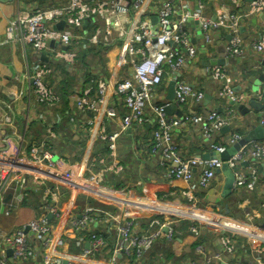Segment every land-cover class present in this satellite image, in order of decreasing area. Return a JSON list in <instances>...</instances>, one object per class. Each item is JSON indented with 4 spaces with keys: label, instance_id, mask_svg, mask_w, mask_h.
Wrapping results in <instances>:
<instances>
[{
    "label": "built area",
    "instance_id": "obj_1",
    "mask_svg": "<svg viewBox=\"0 0 264 264\" xmlns=\"http://www.w3.org/2000/svg\"><path fill=\"white\" fill-rule=\"evenodd\" d=\"M224 1L228 5L215 17L204 13L206 0H195L194 4L191 0H162L151 10L144 8V0H67L61 6L20 11L11 20L10 36L14 34L16 39L44 54L49 51L55 61L68 65L80 63L82 51L90 48L103 57L115 46L122 50L117 56L116 82L90 73L85 76L81 92L70 98V106L89 114L90 130L105 105V118L95 131L105 149L92 155L86 164L76 168L59 150V132L53 126L46 127L39 141L30 142L25 157L21 150L10 151L13 139L20 136L15 129L9 132L4 128L13 127V114L8 111L0 116V129L7 134L3 141L8 144L0 148V216L23 206L22 199L16 198L13 204L5 200V195L18 188L22 198L27 194L29 181L40 186L43 203L32 218L0 235V264H66L65 260L67 264H91L90 259L98 258L106 264H147V252L157 240L173 241L183 230L197 240L213 236L222 249L212 252L208 246L200 245L198 251L206 256L204 262L182 258L180 264H264V177L258 165L264 162V140L244 143L226 160L203 157L212 150L222 154L243 139L245 134L234 130L225 142L213 140L215 132L233 126L237 106L250 95L235 88L228 64H208L206 67L219 82L217 97L224 101L223 111L194 109L177 115L168 114L165 109L170 104L167 94L172 80L176 81L173 102L181 110L186 105L200 104L206 97L203 88L184 75V69L198 58L191 20L202 31L206 47L213 45L216 32L231 36L225 48L227 59L241 62L250 52L240 27L246 19L264 13V0ZM86 20L92 21L88 31L84 26ZM251 48L264 54V29L252 39ZM53 66L51 61H42L27 71L33 79L32 91L37 102L46 106H58L62 101V95L47 80ZM113 85L122 98V111L108 100ZM256 94L263 97L264 86ZM68 112L73 119L71 108ZM118 119L120 126L112 128L109 122ZM146 124H151L152 130L144 142L165 168L166 181L174 186V181L181 179L185 185L173 188L168 195L121 197L116 193V184L126 163L119 149L120 138ZM259 125L264 127V109ZM186 128H199L209 146L199 153L184 152L176 135ZM225 161L235 173L233 193L246 192L236 202L241 218L226 203L201 202L200 191L211 190L220 174L217 169ZM68 195L74 201L83 195L96 201L115 198L126 201L124 205L131 202L135 208L124 210L134 213L125 220L123 212L103 213L100 205L87 204L77 212L74 208L67 219L69 230L56 237L54 228L64 214V199ZM169 201L174 203L169 205ZM105 214L108 233L94 227ZM142 218L148 226L138 232ZM9 248L13 250L14 262L7 253ZM71 254L87 262L76 261V257H69ZM161 260L164 261L162 257Z\"/></svg>",
    "mask_w": 264,
    "mask_h": 264
},
{
    "label": "crops",
    "instance_id": "obj_2",
    "mask_svg": "<svg viewBox=\"0 0 264 264\" xmlns=\"http://www.w3.org/2000/svg\"><path fill=\"white\" fill-rule=\"evenodd\" d=\"M191 1L193 4L195 3V0ZM244 1L248 2V0ZM161 2L162 0H144V8L151 10L161 4ZM65 4H67V0H0V116L8 111L10 114H13V127L8 125L4 128L9 132L12 128L15 129L21 138L17 137L13 139L9 147L10 151H15L16 149L18 151L21 150L22 156L25 157L30 142L39 141L44 136L46 127L53 126L59 132V150L69 157L75 164L74 166L78 168L86 164L92 155L105 149V144L95 134L98 124L105 118V105L101 106L97 122L94 124L93 129L90 130V126L87 123L89 114L82 113L74 108V106H70V98H72L73 94L81 92V89L85 85V76L90 73L103 75L109 80L113 79L116 82L115 75L119 71L117 67V56L120 54L122 47L115 46L111 48L105 57L101 56L102 54L100 52H94L95 49L93 51V48L83 50L80 63L72 66L61 61H55L51 58L49 51L45 55L44 52L35 50L30 45L24 44L22 41L16 39L14 34L9 35L10 22L20 11L32 10L37 7H55ZM224 5H228L224 0H206L204 13L208 16L215 17L222 11ZM87 27L85 28L86 31L89 29ZM190 28L193 40L198 45V58L195 63L187 69H184V75L196 86L202 87L206 92V97L200 104L184 106L182 108L183 112L194 109L208 112L214 108L223 111L224 101L217 97L219 82L212 76L211 71L206 65L228 64L227 66L235 88L238 91L248 93L250 96L245 99L244 103L237 106V114L233 126L215 132L213 140L216 142H225L228 140L229 133L234 130L246 134L254 126L259 125L261 112V110L256 111L251 107V100L264 101V96L260 97L256 94L264 86V54H258L251 48L252 39L258 36L264 29V13L258 16H252L241 24L240 31L244 43L250 48V52L241 62L225 57L226 42L228 41L229 34L216 32L214 34L213 45L206 47L199 27L191 23ZM48 54L50 58H47ZM42 61H51L54 65L53 71L47 76V80L62 95V101L58 106L39 104L32 91L33 79L28 76L27 71L32 65ZM257 63L260 64L256 68L254 66ZM113 81L111 80L112 83ZM207 95L211 97L207 98ZM108 100H111L113 104L117 105L120 111L124 109L122 107V98L116 94L114 85L111 87ZM241 105H244V107L240 108ZM70 108L73 112L72 115H74L73 119L68 112ZM246 108L249 109L246 111ZM120 121L119 119L116 121L112 120L109 124L112 128H115L120 126ZM151 130V124H146L132 132L124 133L120 138L121 143L119 142V149L121 155L123 156L124 154L121 151L123 148L125 155L129 152V154H134V157L140 158L139 166L134 169V172L131 167L128 168L127 163L129 159L125 156L126 169L120 177L123 183L122 186L117 187L118 191H116L117 195L121 197L135 199L138 194L147 197L168 195L170 191L174 190L173 188H179L185 185L181 179L175 180L174 186H171L166 181L165 168L160 164L158 156L153 155L144 142V140L150 137ZM176 139L183 151L189 154L199 153L209 146L208 142L204 140L199 128L178 130ZM126 142H130L132 148ZM258 165L264 177V162L258 163ZM223 183L224 175L221 173L217 174L211 190L200 191L201 202L226 203L228 209L237 218H241V211L236 206V202L238 198L245 197L246 192H234L224 198L222 196ZM28 184L27 194L23 195L22 198L19 195L21 190H18V188L10 189V192L5 195V200L11 201L13 204H16L14 202L16 198L18 200L19 198L22 199L21 204L23 206L12 210L8 215L1 213L0 235L12 231L18 223L29 220L36 212H40L42 209L43 203L40 186L34 185L31 181ZM91 199L89 196L83 195L75 198V201L71 200L69 195L64 199V214L54 228V235L56 237L63 236L69 230L67 228V219L74 208L75 211H82L87 204L100 205L102 208L104 205L106 208H103V213H117L120 211L123 212V216L126 218L125 220L129 219L134 213L124 210L125 208L128 210L135 208L131 202L124 205L123 203H126V201L115 198L99 199L98 201ZM166 203L172 205L174 202L169 201V203ZM107 218L106 215L103 221L96 223L94 227L102 229L104 233H108L106 228ZM147 226V220L142 218L136 230L142 232ZM183 226L186 227V224ZM177 237L173 241L159 239L150 248V255L146 257V263L180 264L179 261L182 258L191 261L197 259L199 263H202L205 261L206 256L198 251L200 245L204 247L208 246V250L212 252L222 249L219 240L213 236H206L202 240H197L189 231L183 230ZM72 256L74 258L76 257V261H85L77 254H71L69 257L71 258ZM161 257L164 261L161 260ZM12 262H14L13 257ZM90 263L106 264L103 258L90 259ZM15 264L23 263L17 261Z\"/></svg>",
    "mask_w": 264,
    "mask_h": 264
},
{
    "label": "water",
    "instance_id": "obj_3",
    "mask_svg": "<svg viewBox=\"0 0 264 264\" xmlns=\"http://www.w3.org/2000/svg\"><path fill=\"white\" fill-rule=\"evenodd\" d=\"M155 19L157 20V18H155ZM190 22L193 25L195 24L194 20H191ZM91 23H92L91 20H86L84 23V26L87 27ZM200 34H201V36H204L201 30H200ZM230 37L231 36H228V40ZM53 44H55V42H53ZM227 44H228V41L226 42V45ZM64 48H66V47L64 46ZM175 86H176V81L172 80L169 83L168 94H167V98L170 101V104H168L165 109H166V112L168 114L173 113V114L181 115L183 113V111L180 108H178L176 106V104L173 102V100L175 98ZM209 97H211V96L207 95V98H209ZM250 105L256 111H260V110L264 109V101L259 102L258 100H251ZM242 107H244V105L240 106V108H242ZM248 109L249 108H246L245 110L247 111ZM6 137H7L6 131L4 129H0V148L8 146V144L3 141V138H6ZM256 140H264V127L261 125L254 126L251 130H249L244 135L243 139L238 144H236L233 148H229L226 152L221 154L217 151L212 150L206 154H203V157H205V158H223L224 160H226L241 145H243L244 143H247L249 141H256ZM244 164H248V162H244ZM217 172L222 173L224 175L222 196L224 198H226V197L230 196L234 191L235 173L230 168L228 162H226V161L223 163L221 168L217 169ZM9 197H10V195H9ZM48 218H52V215L48 214ZM87 246H89V245L87 244ZM7 253L9 256H12L13 250L11 248H9L7 250ZM64 262L67 264L66 260Z\"/></svg>",
    "mask_w": 264,
    "mask_h": 264
},
{
    "label": "rangeland",
    "instance_id": "obj_4",
    "mask_svg": "<svg viewBox=\"0 0 264 264\" xmlns=\"http://www.w3.org/2000/svg\"><path fill=\"white\" fill-rule=\"evenodd\" d=\"M121 143V142H120ZM123 143V142H122ZM126 143H128V144H130L129 145V147L130 148H132L131 147V143L130 142H126ZM124 145V144H123ZM124 147V146H123ZM124 154H123V158H124V161H125V156H126V158L127 159H129V161H128V163H127V165H128V168L129 167H131L132 168V171L137 167V166H139V157H134V154H129V152L127 153V155H125V150L122 148V150H121ZM134 172H135V170H134ZM132 175H135V174H132ZM158 241V240H157ZM151 251V250H150ZM150 251L148 252V255H150ZM160 251V250H159ZM147 255V256H148ZM153 258V257H152Z\"/></svg>",
    "mask_w": 264,
    "mask_h": 264
},
{
    "label": "trees",
    "instance_id": "obj_5",
    "mask_svg": "<svg viewBox=\"0 0 264 264\" xmlns=\"http://www.w3.org/2000/svg\"><path fill=\"white\" fill-rule=\"evenodd\" d=\"M122 183H123V181L122 180H119L118 182H117V186L119 187V186H122ZM92 200V199H91ZM95 200V199H94ZM103 208H106V206H104L103 205ZM111 209V208H110ZM113 209H116V208H113Z\"/></svg>",
    "mask_w": 264,
    "mask_h": 264
}]
</instances>
